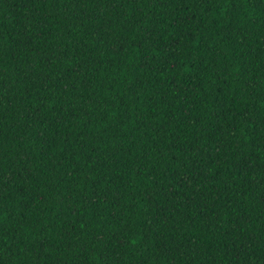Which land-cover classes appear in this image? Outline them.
<instances>
[{
    "label": "trees",
    "instance_id": "trees-1",
    "mask_svg": "<svg viewBox=\"0 0 264 264\" xmlns=\"http://www.w3.org/2000/svg\"><path fill=\"white\" fill-rule=\"evenodd\" d=\"M0 264H264V0H0Z\"/></svg>",
    "mask_w": 264,
    "mask_h": 264
}]
</instances>
